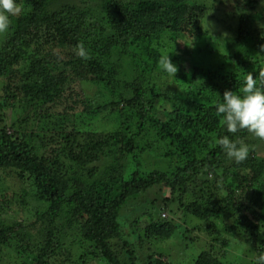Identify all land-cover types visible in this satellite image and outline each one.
Masks as SVG:
<instances>
[{
    "label": "trees",
    "instance_id": "obj_1",
    "mask_svg": "<svg viewBox=\"0 0 264 264\" xmlns=\"http://www.w3.org/2000/svg\"><path fill=\"white\" fill-rule=\"evenodd\" d=\"M53 1L17 0L23 12L12 18L0 48V112L29 105L45 113L37 124L45 129L41 134L32 132L26 139L0 134V176L8 174L18 181L20 194L32 201L35 211L30 225L12 221L7 200L15 195H8L7 206L0 204V247L14 249L23 264H50L67 246L63 232L54 229L64 227L73 240L78 236L85 259L122 264L113 245L123 235L121 215L131 201L157 189L163 194L157 206L160 215L175 214L176 206L213 227L212 243L192 264H223L230 241L250 248L255 260L264 254L260 143L246 130L227 133L216 112L226 90L238 91L248 72L258 78L264 71L262 20L244 9L233 14L236 26L226 56L217 65H198L196 72H186L185 59L176 54L178 43L186 37L210 39L211 26L226 22L206 0H86L59 9L53 8ZM245 6L253 10L257 2L247 0ZM81 44L86 59L77 55ZM167 55L178 71L175 77L162 72L163 76L187 88L162 96L149 74L151 66L160 70L159 59ZM86 84L99 90L95 99L104 100L103 105L93 108L94 99L86 98L81 88ZM128 96L133 103L130 116ZM67 98L84 117L126 119L122 129L81 131L75 120L79 114L71 106L59 112L60 118L57 114V121H50L51 106ZM156 100L169 105L162 119L157 117ZM143 132H154L165 144L162 163L148 166L141 159ZM224 135L249 145L246 161L237 165L225 156L215 143ZM208 175L221 184L219 199L215 191L190 187L205 183ZM23 207L27 210L28 203ZM171 220H151L144 236L154 233L170 239L177 232ZM37 225L45 226L47 236L33 233ZM31 235L43 239L35 257ZM26 248L31 258L24 254Z\"/></svg>",
    "mask_w": 264,
    "mask_h": 264
},
{
    "label": "rangeland",
    "instance_id": "obj_2",
    "mask_svg": "<svg viewBox=\"0 0 264 264\" xmlns=\"http://www.w3.org/2000/svg\"><path fill=\"white\" fill-rule=\"evenodd\" d=\"M82 1L86 0H54L53 8L59 9L60 6L64 4L77 5ZM246 1L247 0H221L220 3H218L217 0L205 1L210 8L212 7L213 13H222L226 18V22L220 24L218 27L211 26L210 32L207 34V37L210 39H191L186 37L183 41L178 43L176 54L185 59L186 63L183 65V69H186V72L192 70L196 72L194 66L198 65H217L219 63V58L226 56L225 47L232 43V30L236 26V20L233 18V14H237L244 9L251 15L253 14L255 18L261 19L264 23V0H256V9H250L249 11L247 6H245ZM91 2L93 3V1ZM204 28L205 27H203V29ZM4 35L5 33L0 34V48L5 41L3 40ZM157 68V66L150 67L151 70L149 75H152L154 78L152 84L154 89L162 96H169L176 91L177 88H180L184 92L187 87L180 80L163 76V73L157 70ZM1 83L0 80V96L2 95ZM81 88L85 92L84 95L85 97L87 96L86 98L90 100L94 99V109L99 105H103L104 100L95 99V94L99 91L97 88L90 84L83 85ZM126 99L130 102L129 109L126 110V116H130L133 103L129 96ZM179 100L180 98L177 102H179ZM72 103H74V100L67 98L65 100H59L54 106H51L54 109L50 110V114H52L50 121H57V114L60 118L61 115L59 112L62 113V110L68 106L73 107L74 112L76 111L75 113L79 114L78 120H75L78 122L77 125L81 131L112 133L117 129H122L121 125H123V122L126 120L119 116H114V118L104 117L102 114L90 118L84 117L82 116L83 114H81L83 110H80V107H76ZM154 105L156 107L157 117L160 119L163 118L166 111H169V105H164L159 100H156ZM182 105H185V103ZM16 106L15 109L8 108L0 112V134L4 131L7 134H13L17 139H26L32 132L41 134V129L45 130L43 128L39 129L40 127L37 126L39 121H43L45 118L43 117L45 113L42 109L29 105ZM119 109H122L121 105ZM132 130H137V127L133 125ZM140 138L142 139L140 143V157L147 163L146 165L153 166L162 163L163 161L159 159L160 155L164 152L163 146L165 144L157 140L154 132L151 134L143 132ZM254 140L257 139L254 138ZM257 141L260 143V152L264 157V141ZM128 168H131V166L128 165ZM220 186L221 184L215 181L214 175H208L205 183L200 186L198 183L196 186L192 185L190 187L196 188V191L199 187H204L207 191H215L216 193L214 194L219 199L221 193L218 192L217 188ZM21 189V184L13 180L8 174L4 177L0 176V197L3 196L4 198L1 200L0 204L2 207H6L5 199H7L8 195H15L11 196L12 199L10 198V200H7L9 205V217L12 221H17L20 224H31L34 220L35 211L32 208V201L29 199L30 202L20 194ZM159 193L161 192L155 189L148 194L139 196L135 201L129 203L126 210L121 215L123 235L121 240L113 241V245L115 246L116 255L122 264H192L199 253L207 249L212 243L213 227L210 222H201L187 216L182 211L175 209L176 206L172 208L176 215L172 214V211V213L162 212L160 215L157 206L161 203L163 194ZM23 203H28L27 210L23 207ZM151 207H154V209ZM151 213H153L154 219L150 218ZM170 217L173 224L177 226V232L175 235H172L170 239L157 237L154 233L149 237L144 236V229L150 225L151 220L161 222ZM134 221H136V223L132 226L131 224H133ZM215 224L222 225L220 222H216ZM54 229L58 232L59 230L63 232L67 246L62 248L63 250H61V253L53 258L50 264H106L103 261H98L96 258L85 259L82 254L83 245L79 242L78 236H75L78 240L76 241L67 234L68 232L66 233L68 230L65 231L64 227L63 229L62 227H54ZM33 233H41L42 236L45 237L48 231L45 226L37 225ZM30 238L29 245L34 248L33 250H35V253L32 254V256L35 257L38 252V247L36 248V246L39 245L43 239H38L36 237L34 239L33 235H31ZM125 242H128L129 245H126ZM29 253L30 251L26 248L24 254L30 256ZM254 255L253 251L244 244L240 245L234 241H230L226 256L223 259V264H255ZM23 261L24 259L18 257L14 249L8 246L0 247V264H23Z\"/></svg>",
    "mask_w": 264,
    "mask_h": 264
},
{
    "label": "clouds",
    "instance_id": "obj_3",
    "mask_svg": "<svg viewBox=\"0 0 264 264\" xmlns=\"http://www.w3.org/2000/svg\"><path fill=\"white\" fill-rule=\"evenodd\" d=\"M22 12L23 8L17 0H0V34L9 31L12 18L18 17ZM77 55L87 58L82 44L78 46ZM158 63L161 72L175 77L178 67L172 63L170 55L162 56ZM216 112L227 133L236 134L246 130L255 139L264 141V71L259 73L258 78L248 72L238 91L226 90L222 102L216 106ZM215 143L225 156L237 165L249 157V145L234 136H220ZM255 264H264V254L256 257Z\"/></svg>",
    "mask_w": 264,
    "mask_h": 264
}]
</instances>
